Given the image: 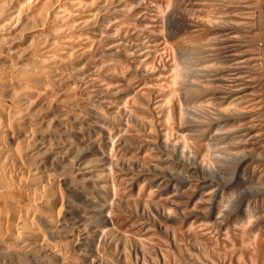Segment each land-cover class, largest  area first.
<instances>
[{
	"label": "bare ground",
	"instance_id": "1",
	"mask_svg": "<svg viewBox=\"0 0 264 264\" xmlns=\"http://www.w3.org/2000/svg\"><path fill=\"white\" fill-rule=\"evenodd\" d=\"M240 1L175 10L190 43L212 40L211 69L225 58L214 78L188 71L192 92L215 98L196 93L189 110L176 55L189 38L172 43L168 24L179 0H0V264H264V226L227 224L213 240L193 221L208 218L198 191L218 188L194 133L239 124L253 155L255 12ZM180 178L198 189L190 204L174 191L153 208L149 189ZM171 228L216 245L203 256L168 245Z\"/></svg>",
	"mask_w": 264,
	"mask_h": 264
},
{
	"label": "rangeland",
	"instance_id": "2",
	"mask_svg": "<svg viewBox=\"0 0 264 264\" xmlns=\"http://www.w3.org/2000/svg\"><path fill=\"white\" fill-rule=\"evenodd\" d=\"M179 1H180L179 2L180 4L178 5V7L176 6L177 8L176 9L174 8L173 9L174 11L171 12V15H173V17L170 15L168 19V24H169L171 32L173 33L176 32L173 37L174 41H172L173 38L171 40L172 43L175 42V38L177 39L178 33H180L179 34L180 37L184 34L183 32L181 34L180 31H182L181 29L183 27L182 26L183 21L181 19L182 13L186 11L183 9L184 7L182 6V3H184L186 0H182V1L179 0ZM246 1L247 3H245L244 0L243 1L241 0L240 5H243V6L244 4L248 5V2H249L252 8L250 7L251 10H249L250 8L248 6L250 5L248 6L246 5L247 9H245L246 7L242 6L243 8L240 7V9L241 10L244 9V10L241 12H244L245 10H247L246 12L248 11L255 12V14L253 13L254 17H251V19L254 20L252 21V23L254 24L252 25L250 33L245 38V40L247 39V42L245 41V45L247 47L249 46L250 48L249 51L251 50L250 51L251 57H252L251 74L253 76V81H254L253 91H254L255 108H256L255 116L253 119L254 122H252V124L254 123V127H255V130H254L255 132L253 135L255 136V145L252 148L253 155H251L250 153L248 154V152H246L242 147V139H243L242 130L244 128L239 124H233V123L228 124L226 122H221V123L213 124L208 128H204L198 131L195 130V132L197 131L196 133L193 132L195 134L193 135L194 139L197 142L201 143L208 151L207 156L216 165V172L218 173V178H216L218 181V188L204 189V190L198 191L200 195L201 194H203L204 196H207V194L211 195L210 204L205 206V210L208 213V218L193 220L195 222V226L197 227V229H199L204 236L211 237L213 240H216L218 233L220 234L225 233V230H224L225 228L223 227H226L227 224L231 225V227L240 226L243 223L245 224L249 223L251 227L252 226L253 227L264 226V0L263 1L262 0H259V1L258 0H246ZM179 9L180 10L182 9V13H175L178 11L180 12ZM231 9L230 11L234 10V8H231ZM175 10H178V11H175ZM188 10L190 11L191 7H189ZM229 12L227 13L229 16H231L233 15L235 11H233V13L230 12L231 14H229ZM226 15L222 14V16H226ZM183 36L185 39L186 37L185 34ZM183 36L181 38H183ZM189 36H188L189 39L187 37L186 38L189 40V43H190L192 38L191 36L190 37ZM187 39L185 40L188 41ZM178 41H176L175 44ZM193 41L190 44L186 42L188 43L189 46L188 45L186 46V44L184 43L185 46L183 47L182 45L184 50L182 49V47L179 50L176 48V50H178V54L176 55L178 57V60L183 70L184 69L187 70L188 68L187 72L184 70L186 72L184 73L189 74L192 71L193 73L195 72L193 74L195 76L196 70L198 71V69L200 70L205 69V72L203 73L205 74V76H209V78L207 79L214 78L213 76L215 73H216L215 75L218 74L217 73L218 70H220L219 72L224 74L225 70L223 69L225 67H223L224 65L223 60H225V58L223 56L222 57L220 56L221 58L218 59L220 61L223 58L221 60L222 65L220 64L221 61L220 63L217 62L218 64L221 65L220 67L224 71L223 72L221 68L219 67H218L219 69L217 70L215 68L211 69L210 64L212 62L211 63L208 62L209 59L205 55V54H209V52H206L209 48H207L206 50L205 44L203 42H206L207 47H208V44L210 45L211 43H213L212 40L202 41V44L204 47L201 44H198V47H197L196 46L197 44ZM176 50L175 52L177 53ZM193 59L198 60V61L196 60L198 65L201 63L199 66L201 68H196V69L193 68V67H198V66H195L197 64H194L195 61ZM214 60L215 62L217 61L216 59H212V61ZM192 61H194L193 62L194 66L190 68V62ZM186 64L189 66L187 67ZM213 64L214 63H212V65ZM206 65L208 66L207 68H205ZM208 69H210V72H208L209 71ZM188 71L190 72L188 73ZM212 72H213V76H212ZM190 75L192 76V73L188 75V78ZM188 78H187L186 83L180 86L181 91H182L180 92H181V97L184 102V105H186L187 107L188 106L190 107V104H191V107L190 108L188 107L189 110H191L192 105H195V102L197 104L199 102V99L201 101V98H200L201 95L203 96L207 95L208 97L207 100H210L213 97V95L210 94L209 92H207V94H205L206 92L202 94L203 92L200 93L198 91L199 93H197V89H196V93L201 94V95H199V97L195 96L196 93L195 91L194 93L192 92L194 88L192 89L190 87L189 84H191V82H190V78L189 79ZM185 87H188V88L185 89ZM208 94L210 96L212 95L210 99H209ZM192 95H194L195 97L194 96L192 97ZM196 97L198 98V100L194 101ZM190 100L191 102L193 101L194 102L191 103ZM215 103H218V102H215ZM206 153L204 152L203 154H206ZM247 157L249 158L246 159ZM246 160L249 162L248 164L247 162H245ZM167 177H169V175H167ZM174 188H171V186H169L168 184L153 185L149 189V191H151L153 195L151 202H150V204L152 203L151 206H153V208L162 206L163 203L161 204L160 201L164 200L168 196L167 193L170 194L174 191H176V193H179L183 196L181 201L184 204L186 205L190 204L189 200L198 190L195 187L193 182H191L190 180L183 179V178L177 179V182L174 184ZM199 199L200 198L198 197L197 200ZM156 202L157 204L158 202H160L159 203L160 206H157ZM217 217L219 219H216ZM227 231L228 230L226 229V232ZM180 235H183V237L186 235L185 229L179 230V229L171 228L168 234L162 233L161 237L163 241H165L168 245H171L173 243V238H177V244L180 249L183 250L184 248H187V249L190 248V251H193L199 256H203V253L208 248H210L212 245H216L214 244L215 241L210 240L211 238H209L210 242H207L206 244L204 243V241H201L200 244H196V243L194 244V241L192 239H191L192 241L191 242L190 240H188L186 236L185 237L187 238V240L185 237L183 238ZM243 258H244L243 264H252L250 262V259L246 255H244ZM255 264H260V263H255Z\"/></svg>",
	"mask_w": 264,
	"mask_h": 264
}]
</instances>
